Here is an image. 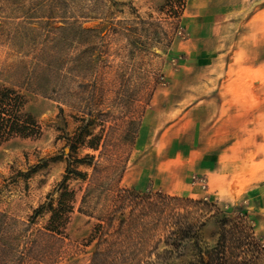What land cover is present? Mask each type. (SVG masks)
Here are the masks:
<instances>
[{"label": "rangeland", "instance_id": "obj_1", "mask_svg": "<svg viewBox=\"0 0 264 264\" xmlns=\"http://www.w3.org/2000/svg\"><path fill=\"white\" fill-rule=\"evenodd\" d=\"M188 8L0 0V264H89L109 246L185 264L222 216L187 199L244 218L247 264H264V66L237 65L264 52H233L232 19L191 38ZM181 213L194 227L177 239Z\"/></svg>", "mask_w": 264, "mask_h": 264}, {"label": "trees", "instance_id": "obj_2", "mask_svg": "<svg viewBox=\"0 0 264 264\" xmlns=\"http://www.w3.org/2000/svg\"><path fill=\"white\" fill-rule=\"evenodd\" d=\"M11 130L13 131L14 128H11ZM172 199L179 200L178 198ZM186 201L204 206L205 213L217 216L221 214L222 216L218 218L220 230L216 245L212 248H206L204 251L199 250L197 257L185 264H247L248 251L254 253L260 248L251 224L246 222L244 218L240 221L230 222L224 215L223 210H220L208 201L194 199H187ZM49 211L51 214L46 228L49 231L57 232L58 226L54 224L55 219L57 220L59 217L57 209L50 208ZM178 217L184 218L187 222L183 224L180 220L174 218V220L170 221L173 222L172 232L170 233H173L177 239L188 237L194 226L190 221L188 222L187 215L181 213L178 214ZM115 250V246L104 248L103 251L96 248L89 264H127V259L123 255L125 251L121 250L119 252ZM120 253L123 256L119 257Z\"/></svg>", "mask_w": 264, "mask_h": 264}, {"label": "crops", "instance_id": "obj_3", "mask_svg": "<svg viewBox=\"0 0 264 264\" xmlns=\"http://www.w3.org/2000/svg\"><path fill=\"white\" fill-rule=\"evenodd\" d=\"M188 6L191 38L209 36L217 22L232 19L236 20L233 52L246 51L247 47L264 52V0H188ZM235 60L236 57L230 58L227 65ZM250 60L237 65L253 70L264 66V55L252 56Z\"/></svg>", "mask_w": 264, "mask_h": 264}, {"label": "built area", "instance_id": "obj_4", "mask_svg": "<svg viewBox=\"0 0 264 264\" xmlns=\"http://www.w3.org/2000/svg\"><path fill=\"white\" fill-rule=\"evenodd\" d=\"M181 6H183V4H181Z\"/></svg>", "mask_w": 264, "mask_h": 264}]
</instances>
